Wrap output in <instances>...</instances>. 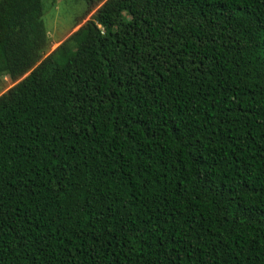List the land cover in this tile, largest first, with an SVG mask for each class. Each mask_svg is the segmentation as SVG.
I'll use <instances>...</instances> for the list:
<instances>
[{
    "label": "trees",
    "instance_id": "1",
    "mask_svg": "<svg viewBox=\"0 0 264 264\" xmlns=\"http://www.w3.org/2000/svg\"><path fill=\"white\" fill-rule=\"evenodd\" d=\"M43 1L0 0V264H264V0H84L52 50Z\"/></svg>",
    "mask_w": 264,
    "mask_h": 264
},
{
    "label": "rangeland",
    "instance_id": "2",
    "mask_svg": "<svg viewBox=\"0 0 264 264\" xmlns=\"http://www.w3.org/2000/svg\"><path fill=\"white\" fill-rule=\"evenodd\" d=\"M43 3L44 12L41 18L50 39L49 50L54 49L82 24L92 19L97 8L84 15V7H81L84 0H44ZM22 78L23 76L12 80L7 74H0V95L21 81Z\"/></svg>",
    "mask_w": 264,
    "mask_h": 264
}]
</instances>
